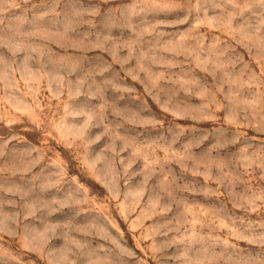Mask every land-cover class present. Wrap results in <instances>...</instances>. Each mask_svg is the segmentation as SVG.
I'll return each instance as SVG.
<instances>
[{"label":"rangeland","instance_id":"obj_1","mask_svg":"<svg viewBox=\"0 0 264 264\" xmlns=\"http://www.w3.org/2000/svg\"><path fill=\"white\" fill-rule=\"evenodd\" d=\"M0 264H264V0H0Z\"/></svg>","mask_w":264,"mask_h":264}]
</instances>
